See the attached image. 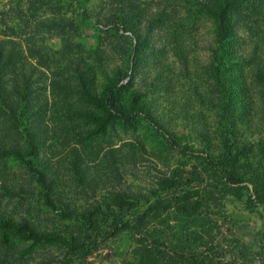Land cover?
<instances>
[{
    "label": "rangeland",
    "instance_id": "obj_1",
    "mask_svg": "<svg viewBox=\"0 0 264 264\" xmlns=\"http://www.w3.org/2000/svg\"><path fill=\"white\" fill-rule=\"evenodd\" d=\"M226 1L222 28L215 0H0V88L25 103L0 109V264H264V0ZM109 97L133 119L106 118ZM176 170L216 199L136 225Z\"/></svg>",
    "mask_w": 264,
    "mask_h": 264
},
{
    "label": "trees",
    "instance_id": "obj_2",
    "mask_svg": "<svg viewBox=\"0 0 264 264\" xmlns=\"http://www.w3.org/2000/svg\"><path fill=\"white\" fill-rule=\"evenodd\" d=\"M225 2H228L226 0H222V2H220V0H215L214 2V6L219 8L218 13H216V17L218 18L220 25H222V28H224L225 25V17L223 12V9L225 6ZM209 8L210 11L213 10V8ZM13 41H9V43L11 44ZM37 46H39V42L36 44ZM68 43L64 46V48H68ZM37 54H39V51H37ZM6 59L9 60L8 62V68H12L14 67L15 62H17V64H21L18 62V60L16 59L14 53H9L6 56ZM37 59L40 61L41 59V55L39 54ZM4 57L2 55V50L0 49V62H4ZM41 62V61H40ZM38 65H42L41 63H38ZM54 69L51 68L52 70V75L54 77H57L60 73V67H53ZM0 72L1 73H9L10 71L7 70L6 68H0ZM115 90H117V88H115ZM112 91L111 95L113 96L115 94L116 91ZM17 98V99H16ZM13 99H16V105L17 104H21V110L19 112H16L13 110L12 108V104L10 103V101H12ZM96 102H98V99H95ZM114 101V100H113ZM112 101V98L109 97L107 99L108 102V107L106 109H104V111L106 112L105 117H114L117 119H122L126 122H129L133 119V115L130 114H126L123 110L122 104L117 103V105L114 106V102ZM25 107V103H24V97H23V93L20 92H16L15 96H11L9 91L6 89H2L0 88V109L6 111L11 117H13V115L15 116H19L18 119L21 117L22 113H24V111H22ZM19 113V115H17ZM104 119V118H103ZM102 124V122L100 123ZM99 124V125H100ZM207 165L210 167V169L213 171V178L215 177L216 180L213 183V181H211V184L217 187L216 190H220L221 194H227V195H232L235 197H241L244 193V187L243 185H241V178L238 176L237 173H235L232 169L231 166L228 165V163L226 162V160H215L212 161L211 159L207 158ZM199 180L201 181V186H202V182H203V186L202 188H200L199 190H194V191H189V190H185L182 189V186L187 185V187L189 188H194L193 186H190L189 183L193 182V181H197L198 179H195V174L192 175L191 172L189 173H185L182 170H176L173 174V177L169 178V179H165L162 181V189H167V190H172V197L170 199H167L166 201H156L154 204L150 205L149 207H147L146 209H144L142 212H140V217L137 219V221L135 222L136 225L140 224L139 226H143V223H145V225H149L150 224V220L152 217H156L158 216V214L160 213H166L178 218L183 219L186 222H193L196 220L197 214L202 213V208L203 206H206L210 199L213 198L214 200L216 199V197L214 195H212L211 191L204 188V184L207 185L206 183V177H198ZM38 182L44 187L45 186V182L42 179L41 176H38ZM191 189V190H192ZM122 206H126V208L128 209H132V208H136V205H130L129 201H125V199L123 198L121 200V204ZM133 221V220H132ZM132 221L126 220L125 222L121 223V227L119 228L120 231L122 230H130V229H134L135 226L132 225ZM146 228V227H145ZM162 238H165V236H167V234H161ZM168 237V236H167ZM167 239V238H166ZM157 256H160L161 258L165 257L166 259L168 258L170 261H172V256L171 257V251L169 249H167L164 253L160 254L159 252H152V251H147L146 249H144L140 254H139V263L140 264H154L155 263V258L157 261ZM177 257L183 258L184 256L182 254L178 255ZM189 258H194L195 255L191 254L189 256H187ZM159 260V259H158ZM138 263V264H139Z\"/></svg>",
    "mask_w": 264,
    "mask_h": 264
}]
</instances>
